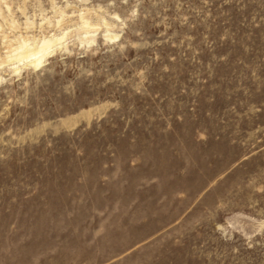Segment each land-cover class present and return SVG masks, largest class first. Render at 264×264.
<instances>
[{
    "label": "rangeland",
    "instance_id": "rangeland-1",
    "mask_svg": "<svg viewBox=\"0 0 264 264\" xmlns=\"http://www.w3.org/2000/svg\"><path fill=\"white\" fill-rule=\"evenodd\" d=\"M0 264H264V0H0Z\"/></svg>",
    "mask_w": 264,
    "mask_h": 264
},
{
    "label": "bare ground",
    "instance_id": "bare-ground-1",
    "mask_svg": "<svg viewBox=\"0 0 264 264\" xmlns=\"http://www.w3.org/2000/svg\"><path fill=\"white\" fill-rule=\"evenodd\" d=\"M86 23V22H85ZM87 26V25H86ZM91 27V26H90ZM45 39V38H44ZM54 40L52 39H49L48 40H44L42 41L41 45L40 46H36L34 48H29L28 46L24 45L22 43V45H19V52L17 54H15L14 56H11L12 57H16L17 60H23V59H29L28 61L33 63L35 66L39 65L42 60H43V57L48 53L49 49H50V46L52 44ZM35 45V44H34ZM30 46V45H29ZM31 47V46H30ZM11 52V51H10ZM16 51H13V53H15ZM11 57V58H12ZM9 59V58H8Z\"/></svg>",
    "mask_w": 264,
    "mask_h": 264
}]
</instances>
